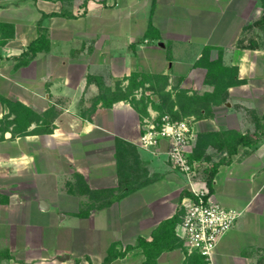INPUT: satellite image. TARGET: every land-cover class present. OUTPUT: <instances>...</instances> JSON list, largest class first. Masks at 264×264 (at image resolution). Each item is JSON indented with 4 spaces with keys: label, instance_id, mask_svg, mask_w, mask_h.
<instances>
[{
    "label": "crops",
    "instance_id": "obj_1",
    "mask_svg": "<svg viewBox=\"0 0 264 264\" xmlns=\"http://www.w3.org/2000/svg\"><path fill=\"white\" fill-rule=\"evenodd\" d=\"M83 1L0 0V21L14 27L0 50L7 56L0 93L34 113L24 132L6 130L0 139V264H144L138 238L152 240L194 196L190 182L207 187L204 172L189 177L173 167L168 141L142 147L143 105H108L100 83L121 81L125 89L136 74L162 78L173 96L181 88L212 92L207 68L197 65L208 49L209 60L235 68L240 82L205 115L189 116L190 151L200 135L215 134L202 143L205 169L221 156L219 134L248 135L264 124V0H88L83 15L44 18L49 48L17 68L42 14L78 13ZM8 113L0 103V118ZM231 159L219 166L211 196L242 214L213 259L190 255L183 244L156 264H264V130ZM176 232L181 237L179 224ZM112 244L135 248L106 263Z\"/></svg>",
    "mask_w": 264,
    "mask_h": 264
},
{
    "label": "trees",
    "instance_id": "obj_2",
    "mask_svg": "<svg viewBox=\"0 0 264 264\" xmlns=\"http://www.w3.org/2000/svg\"><path fill=\"white\" fill-rule=\"evenodd\" d=\"M34 1H38V0H34ZM155 1V0H153ZM87 2L88 0H84L83 3L80 5V7H84L85 9L83 11H79L78 13H74L73 10H62V11H53V12H49V13H43L42 14V19H40V21L38 22V27H39V35L38 37L28 45L27 49L24 50V52L17 58L19 60V64L18 66H23V65H27L29 64L30 60L36 55L37 52L39 51H43V50H47L49 48L50 45V41L48 38V30L46 27L42 26V20L46 17H52V16H64V17H78L79 15H83L86 13V6H87ZM0 25L2 26H8L11 31H10V35L7 36V38H9L10 36L13 35L14 33V27L12 24L9 23H3L0 22ZM154 30V26L150 23L149 25V29L147 32V35H150L151 32ZM208 49L205 50V55H203V58L201 60H199L197 62V65L200 66H205L208 70V74H207V78H206V83H210L213 84L215 86L214 90L212 92H205L204 94H197L196 97L191 98L193 99L196 104H200L198 107V111L196 113V116H202L205 115L206 113H203V109L205 112L209 111L208 105L211 102L216 103L219 100V96L220 98L223 97L224 99H226V89L228 86H230L231 84L234 83H238L240 82L239 80L235 81L234 75H236V71L235 68L233 67H228V66H224L222 64V61L217 59L215 61H210L209 60V55L208 54ZM224 75V76H223ZM134 77H141L140 75H131L129 77V82L130 85L132 84V80ZM99 77H89V81L91 82L92 80H96ZM150 83V87L153 85L152 81L153 78L151 77V79L148 80ZM140 82V86L136 87L135 89L142 87L143 89L145 88V82L146 81H139ZM166 83V82H165ZM154 87V85L152 86ZM134 90V89H133ZM166 95L168 97L172 96V92L170 91H165ZM186 93V91H184ZM195 94V93H194ZM220 94V95H219ZM102 96V95H101ZM102 98H106L104 96H102ZM131 100L134 104L135 101L131 98V97H117V98H111L108 99L109 103L108 105H111L114 101L116 100ZM9 103V107H10V111L15 114L14 118L12 119V123H13V129H15L16 133H22L24 132L27 127L29 126L30 122L33 119V110L24 106L22 103L18 102L17 106L18 108L15 109V106L12 105V102H8ZM163 105V104H162ZM16 106V107H17ZM143 109H140L141 112L144 111L145 113V109L146 105H143ZM177 106V108H182L183 105H180V103L176 102L175 103V107ZM160 108L162 109L160 111V115L161 114H165V106H160ZM15 109V110H14ZM147 109V108H146ZM172 114H170L172 116L173 119L178 118V114L175 112H172ZM174 113L176 114V116L174 115ZM146 114V113H145ZM148 114V113H147ZM263 130H264V124L261 125L260 130L252 133V134H248V135H242L240 133H221L219 134L220 137H223L219 143H221L218 146V150L221 153V156L219 158L218 161H215L212 166L209 168H205L203 169V172L205 174V181L207 184V187L209 189L210 194L213 191V180L214 177L217 173V170L219 168V166L224 163H230L231 162V157L236 154V152L238 151V148L240 146H254L258 143L261 135L263 134ZM213 136H215V134L211 133L209 135H200L198 137V139L195 141L194 144V148L192 149V152L190 154V161L191 162H202L204 157V151L202 149V143L204 141H207L208 138H211ZM226 154V155H225ZM206 159V158H205ZM80 183L81 178H80ZM185 195H191L188 192L183 193L182 196ZM122 196V195H121ZM119 196V197H121ZM193 196V195H191ZM195 198V195L192 197ZM184 213H185V209L183 205H180V207L178 208V210L176 211V213L162 221L160 223V225L157 227V229L154 231L153 233V237L152 240L148 241L143 237H139L138 238V243H137V247L142 248L143 254L145 255V261L144 264H156L157 263V259L160 256V254L165 251V250H172L174 248L180 247L183 245V240L181 237H179L177 235L176 232V227L178 224H180L183 221V217H184ZM135 246L132 245H127L125 247L124 250H121L117 247V244H112L111 247L108 250V254L105 258V262L106 263H110L113 260L120 258V257H124L126 256V254L134 249ZM195 254V253H194ZM200 254H198L199 256ZM202 255L199 256V258ZM196 258V256H194ZM203 257V256H202Z\"/></svg>",
    "mask_w": 264,
    "mask_h": 264
},
{
    "label": "built area",
    "instance_id": "obj_3",
    "mask_svg": "<svg viewBox=\"0 0 264 264\" xmlns=\"http://www.w3.org/2000/svg\"><path fill=\"white\" fill-rule=\"evenodd\" d=\"M194 118L175 120L170 114L156 113L143 118L139 144L156 147L168 141L167 155L173 167L189 177L197 174L198 166L190 161L189 144L194 139ZM195 198L185 203L180 236L188 254H200L211 261L222 237L233 227L242 212L212 198L208 187H196L190 182Z\"/></svg>",
    "mask_w": 264,
    "mask_h": 264
},
{
    "label": "rangeland",
    "instance_id": "obj_4",
    "mask_svg": "<svg viewBox=\"0 0 264 264\" xmlns=\"http://www.w3.org/2000/svg\"><path fill=\"white\" fill-rule=\"evenodd\" d=\"M1 22V21H0ZM6 23V22H3ZM10 31L11 29L7 26H2L0 25V50L2 51L3 46H5L6 42H7V36L10 35ZM156 44V43H155ZM0 51V69H1V64L2 61L4 60L5 55L2 54V52ZM19 60L17 59V62H15L16 67L18 68V63ZM20 67V66H19ZM153 78V77H152ZM149 79H151V77H147L146 75L141 76L140 77H134L132 80V84L130 85V82L128 83V85L125 87V89H122L120 86L121 81H114L112 84L108 85L105 83H100L99 87H100V92L101 95L104 97H107L108 99L111 98H117V97H131L134 101L136 106L139 108H141L142 105H152L153 106V110L156 111L155 113L158 116H162L164 114H159L160 111L162 110L160 108V106H165V114H172V112H175L178 114V118H175V120H181L184 118H187L189 116H191V114H193L194 116H196V113L198 111V107L200 104H196V100L194 101L191 98H194L197 96V94H192L189 95L187 92L185 93L184 89H180L179 91H177L175 93V96H170L168 97L166 95V90L163 88V79L160 77H154V80L152 81V84L154 85V87H148L149 89L153 90V94L152 93H147L145 89H141L140 91L136 92L135 89L136 87L140 86V82L139 81H148ZM149 82V81H148ZM155 94V95H154ZM220 95V94H219ZM222 95V94H221ZM220 95V96H221ZM220 96L218 98H220ZM107 99V100H108ZM8 102H12V105H18L17 103L19 102L18 100H16L14 97H6L3 94L0 93V103L3 106H8L9 108V113L6 115L4 114L1 118H0V139L4 138L3 133L6 130H11L13 132V135H15L16 131L15 129H13V123H12V119L14 118V116L12 118H10L13 114L10 111V107H9V103ZM178 102L180 103V105H183V107L181 108H177L175 107V103ZM163 104V105H162ZM141 105V106H140ZM15 109L18 108V106ZM144 106H142L143 109ZM14 109V110H15ZM145 109V113L144 111L142 112V114H144L145 117L150 116L149 112L147 111L146 108ZM148 113V114H147ZM174 113V115L176 116V114ZM15 137V136H14ZM194 148V147H193ZM210 160V159H209ZM197 166H198V170L197 172H202L203 173V169L205 167V164L201 162V164L199 162H196ZM212 166V164L209 166V168ZM205 177V174H204ZM199 187V186H196Z\"/></svg>",
    "mask_w": 264,
    "mask_h": 264
},
{
    "label": "water",
    "instance_id": "obj_5",
    "mask_svg": "<svg viewBox=\"0 0 264 264\" xmlns=\"http://www.w3.org/2000/svg\"><path fill=\"white\" fill-rule=\"evenodd\" d=\"M42 207H43V206H42ZM43 208H45V207H43ZM46 208H48V207H46ZM46 208H45V209H46Z\"/></svg>",
    "mask_w": 264,
    "mask_h": 264
}]
</instances>
